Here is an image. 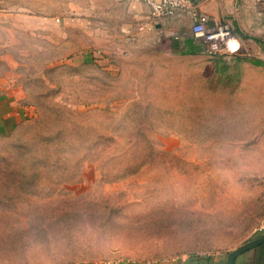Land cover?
Returning <instances> with one entry per match:
<instances>
[{
    "label": "rangeland",
    "instance_id": "374dc122",
    "mask_svg": "<svg viewBox=\"0 0 264 264\" xmlns=\"http://www.w3.org/2000/svg\"><path fill=\"white\" fill-rule=\"evenodd\" d=\"M120 1L0 0V80L27 108L0 136V264L227 256L264 233V67L183 53Z\"/></svg>",
    "mask_w": 264,
    "mask_h": 264
},
{
    "label": "crops",
    "instance_id": "0c3cea01",
    "mask_svg": "<svg viewBox=\"0 0 264 264\" xmlns=\"http://www.w3.org/2000/svg\"><path fill=\"white\" fill-rule=\"evenodd\" d=\"M119 4L125 11L123 14L129 18H149V7L144 4L130 0H122ZM192 6L199 16L205 18L208 26L227 23L232 29L233 35L226 44V51L214 56L216 64H223V69H228L236 61H242L264 67V11L257 0H193ZM191 26L190 17L182 14L161 20L156 29L161 28V31L173 35V47L181 49L183 53L203 54L204 46L192 36ZM26 117L27 108L22 104L19 89L7 87L0 80V136L12 134ZM228 255H190L152 262L121 259L115 262L73 264H227ZM233 264H264V243L236 256Z\"/></svg>",
    "mask_w": 264,
    "mask_h": 264
},
{
    "label": "built area",
    "instance_id": "2783aa9c",
    "mask_svg": "<svg viewBox=\"0 0 264 264\" xmlns=\"http://www.w3.org/2000/svg\"><path fill=\"white\" fill-rule=\"evenodd\" d=\"M149 7L151 26H157L161 20L176 15H188L192 20L191 33L195 39L201 41L204 53L212 58L226 51V44L232 38V29L227 23H218L213 27L206 24L204 17L193 10L190 0H130ZM263 7L264 0H257Z\"/></svg>",
    "mask_w": 264,
    "mask_h": 264
},
{
    "label": "water",
    "instance_id": "95a60500",
    "mask_svg": "<svg viewBox=\"0 0 264 264\" xmlns=\"http://www.w3.org/2000/svg\"><path fill=\"white\" fill-rule=\"evenodd\" d=\"M193 1V0H190ZM264 243V233L259 237L255 238L254 240L242 245L241 247L235 249L234 251L230 252L227 259V264H233V260L239 254H242L252 248H255Z\"/></svg>",
    "mask_w": 264,
    "mask_h": 264
}]
</instances>
